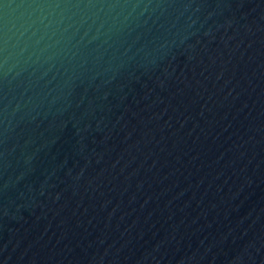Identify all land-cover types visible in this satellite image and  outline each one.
<instances>
[{
	"label": "water",
	"instance_id": "1",
	"mask_svg": "<svg viewBox=\"0 0 264 264\" xmlns=\"http://www.w3.org/2000/svg\"><path fill=\"white\" fill-rule=\"evenodd\" d=\"M0 264H264V0H0Z\"/></svg>",
	"mask_w": 264,
	"mask_h": 264
}]
</instances>
